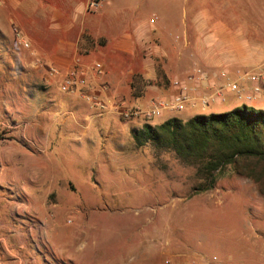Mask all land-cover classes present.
<instances>
[{
    "label": "rangeland",
    "instance_id": "374dc122",
    "mask_svg": "<svg viewBox=\"0 0 264 264\" xmlns=\"http://www.w3.org/2000/svg\"><path fill=\"white\" fill-rule=\"evenodd\" d=\"M216 11H222L221 17L201 19V23L225 22L246 31L248 38L264 41V0H223V9ZM186 22L190 24L189 19ZM248 54L251 67H238L233 73L219 71L227 75V80L220 78L226 89L208 94H198L199 84L191 80L196 77L198 66L185 69L184 77L178 76L177 68L167 63L155 65L161 83L150 82L151 90L144 91L140 99L118 89L123 94L115 101L120 106L118 110L144 111L152 100L169 99L177 93L173 81L185 83L192 89L189 96L193 104L185 108L193 110L165 111L151 120H123L118 114L112 115L114 126L111 129L110 122L99 127V121L93 120L89 122L87 135L80 139L76 138L80 129L76 128L67 108L58 120L50 121L56 108L49 103L68 95L60 90L62 81L55 79L59 74L50 77L49 70L36 78L26 73L19 81L12 76L10 82L6 74L4 82L0 83L2 88L35 91L26 98L25 105H17L15 113L33 124L38 123L36 118L42 113L44 116V108L48 115L47 122L43 123H53L51 127L41 128L52 171H47L39 181L45 191H56L58 207L46 212L49 217L57 218L58 229L77 227L78 235L74 238L78 242L71 245L70 264H180L183 259L180 256L187 258L195 254L214 256L221 264H264V181L257 184L228 167L211 191L196 194L192 189L191 169L184 168L170 154L158 153L150 146L137 148L132 138V132L141 130L145 124L160 125L172 115L185 118L184 114L210 115L232 110L250 95L248 87L252 75L259 76L261 92L250 103L251 107L264 109V49L249 50ZM20 57L24 61L31 59L25 52ZM4 61L7 62L6 56ZM6 65L4 69L8 68ZM97 83L103 82L94 79L89 85ZM228 83H234L238 91L229 90ZM48 87V94L36 91ZM82 91L83 98L98 95L97 99L105 105L99 110L107 109L106 96ZM200 97L212 101L203 107L198 102ZM136 100L141 104H136ZM5 120L14 122L15 119L5 117ZM18 168L24 171L25 163ZM20 180L24 183L22 177ZM31 181L22 185L32 189Z\"/></svg>",
    "mask_w": 264,
    "mask_h": 264
},
{
    "label": "crops",
    "instance_id": "0c3cea01",
    "mask_svg": "<svg viewBox=\"0 0 264 264\" xmlns=\"http://www.w3.org/2000/svg\"><path fill=\"white\" fill-rule=\"evenodd\" d=\"M217 9H223V0H0V83L6 74L8 82L12 76L19 81L26 73L36 77L55 68L59 71L55 79L62 81L69 71L81 70L84 85L63 100L49 103L56 108L50 121L58 120L67 108L80 129L76 138L87 135L93 120L99 121V127L110 122L111 129V116L117 115L112 105L123 95L118 89L131 93L130 83L136 77L161 83L155 65L176 67L178 76H184L191 65L200 68L196 71L204 70L210 79L199 84L198 94L226 89L219 71L233 73L238 67H251L248 51L264 49V41L248 38L246 31L225 22L201 23V19L221 17L222 11L215 12ZM172 18L180 22L169 20ZM22 52L31 59L24 61ZM97 63L102 66L100 75L94 71ZM94 79L103 83L91 87ZM49 88L36 91L48 94ZM248 88L250 91L251 85ZM83 89L106 96L107 109L92 108L81 97ZM148 90L150 85L144 88ZM34 93L0 84V264H70L71 245L78 242L74 238L77 227L58 229L57 218L46 212L58 207L56 191H45L39 181L52 171L41 128L53 123H43L48 115L44 108V116L42 113L33 124L15 113L17 105H25ZM138 100L135 103L139 105ZM241 106L251 104L244 102L234 108ZM188 110L193 109L181 111ZM186 115H172L167 120L186 121L196 116ZM5 117L15 120L6 121ZM23 162L24 171L18 168ZM21 177L25 184L32 179L29 183L34 188H25Z\"/></svg>",
    "mask_w": 264,
    "mask_h": 264
},
{
    "label": "trees",
    "instance_id": "16d2710c",
    "mask_svg": "<svg viewBox=\"0 0 264 264\" xmlns=\"http://www.w3.org/2000/svg\"><path fill=\"white\" fill-rule=\"evenodd\" d=\"M149 85L134 78L132 97L140 98ZM132 138L137 148L150 146L191 169L196 194L211 191L228 167L257 184L264 181V109L241 106L186 121L171 118L156 126L145 124Z\"/></svg>",
    "mask_w": 264,
    "mask_h": 264
},
{
    "label": "built area",
    "instance_id": "2783aa9c",
    "mask_svg": "<svg viewBox=\"0 0 264 264\" xmlns=\"http://www.w3.org/2000/svg\"><path fill=\"white\" fill-rule=\"evenodd\" d=\"M93 8H96V5H93ZM264 68V64L262 65ZM94 71L100 75L102 73V66L100 64H95ZM59 74L57 69L50 70V77H54ZM218 76L223 79L227 80V75L222 72L219 73ZM210 79L209 75L202 71H196V77L194 79L191 78L193 82H197L198 84H202L208 82ZM187 81H190L188 78ZM251 84V92L245 99V102L252 103L253 100L258 97L261 92V88L259 86V76L252 75L249 78ZM84 72L81 70H71L69 71L62 80L60 85V90L65 93L74 92L77 88H80L84 85ZM172 86L177 89V93L169 98V99H155L152 100L146 110L142 111L138 108L130 109V110H123L119 111V105L113 104L112 108L115 109L117 114L123 120H131L135 118L151 120L153 118L160 117L163 112L171 111V112H179L187 106V104H193V99L190 98V92L192 91L191 88L185 83H180L178 81H173ZM227 88L232 92H237L238 88L234 83H228ZM84 96V95H83ZM86 99L91 103L92 107L103 109L105 105L97 99L96 96H85ZM212 101L211 98L200 97L198 102L203 107L209 104ZM183 258L180 264H221L218 259L214 256L208 257L202 254H195L191 257L185 258L184 255L180 256Z\"/></svg>",
    "mask_w": 264,
    "mask_h": 264
}]
</instances>
